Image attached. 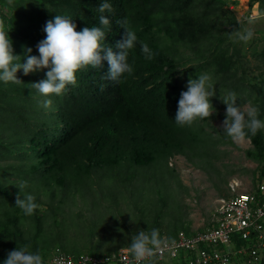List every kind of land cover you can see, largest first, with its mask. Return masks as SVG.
<instances>
[{
    "label": "trees",
    "instance_id": "16d2710c",
    "mask_svg": "<svg viewBox=\"0 0 264 264\" xmlns=\"http://www.w3.org/2000/svg\"><path fill=\"white\" fill-rule=\"evenodd\" d=\"M105 2L112 5L113 11L99 13V5ZM257 2L263 9L264 0H250V5ZM229 3V0H0V20L9 32L13 54L20 56L16 63L26 62L28 48L32 49L30 55H40L37 45L46 38L44 27L57 15L72 20L77 31L101 27L106 34L102 43L117 54L120 49L116 44L124 38L126 28L137 35L128 57L133 72L125 73L119 83L105 78L109 71L106 59L100 68L88 66L85 71V68L78 70L77 83L67 85L62 95L43 96L32 87L46 79L48 68L28 75L20 69L16 74L20 83L0 81V156L21 159L20 164H0V264H4L10 251L25 246L28 251L41 254L44 264H53L56 253L70 254L62 244L50 249L53 244L50 242H63L65 233L55 230L61 224L59 216L43 199L42 185L54 195L57 187L69 189L89 182L98 185L109 170H116L112 166L120 167L123 163L129 167L165 164L173 167L170 163L176 155L204 169L206 162L220 158L221 144L236 145L223 127L212 121L226 119V112L221 109L227 105L220 100L221 90L224 93L226 87L228 92L236 93L238 106L249 102L258 108V118L264 121V70L253 80L239 74L241 68L246 71L244 44L234 33L242 32L245 21L237 20ZM101 15L109 18L108 27L100 24ZM125 19V26L117 23ZM259 40L263 42L261 48L257 46ZM259 40L253 39L249 47L260 68L264 67V40ZM142 43H147L152 59L145 58ZM205 73L211 76L219 93L210 98L216 110L209 118L181 127L175 121L181 93L187 90L190 79ZM46 99L53 102L50 108L42 106ZM246 139L252 145L245 150L246 156L259 163L261 180L264 129L255 136L249 133ZM19 184L25 185L24 193L34 195L39 205L32 215L24 214L16 206L17 194L21 192ZM154 227L142 224L128 241L118 244L130 247L132 235L141 230L150 232ZM173 230L163 229L167 239H176L181 231L189 236L195 234L185 224ZM250 245L251 241L237 238L231 246L219 248L242 249L233 255L231 264H235L248 258ZM100 249L96 247L84 254L112 257L98 264H124L119 260L121 248L115 252ZM185 260L178 263L187 264ZM173 261L176 259L160 262L155 258L144 264Z\"/></svg>",
    "mask_w": 264,
    "mask_h": 264
},
{
    "label": "rangeland",
    "instance_id": "374dc122",
    "mask_svg": "<svg viewBox=\"0 0 264 264\" xmlns=\"http://www.w3.org/2000/svg\"><path fill=\"white\" fill-rule=\"evenodd\" d=\"M229 1L237 20L245 21L242 32L249 29L254 33L251 40L242 41L246 71L243 72V68L239 70L240 75L246 74L247 79L253 80L254 76L264 70V67H257L259 61L252 54L253 49L249 47L253 39L264 40V3L263 9L260 5L259 12L255 10L260 18L249 24L247 18L251 16V12L254 13L250 0ZM257 46L261 48L263 42L259 40ZM214 82H219L220 85L223 83L222 80ZM228 88L226 87L227 91L223 94L229 93ZM220 100L222 102L221 98ZM244 105L250 103L246 102L241 106ZM226 108L227 106L223 107L221 111L226 112ZM224 120L215 118L212 121L214 125L222 126ZM235 144H221L220 158L206 162L204 169L184 156L176 155L170 165L178 170L167 167L166 164L163 167H129L123 163L120 167L112 166L116 170H109L105 180L99 182L100 185L89 182L72 185L69 189L57 187L54 195L42 185L43 199L53 206V211L59 216L61 224L55 230L60 229L65 233L63 242H50L53 243L49 244L50 249L62 244L65 251L72 256L91 253L96 247L111 249L117 243L128 241L132 232L141 228L142 224L155 226L161 237H168L163 229L174 228L173 231H176L184 224L189 227L191 233L212 227L218 207V191L222 189L223 179L227 177L228 171H231L229 182L238 181L230 184H243L244 191L254 190L259 180V163L249 159L245 153V150L252 146L250 140L245 138ZM7 163L20 164L21 159L15 156H0V164ZM117 169L122 172L119 173ZM11 179L15 180V177ZM43 209L45 210V207ZM188 253L183 250L181 258L171 264L184 261Z\"/></svg>",
    "mask_w": 264,
    "mask_h": 264
},
{
    "label": "clouds",
    "instance_id": "9594fccd",
    "mask_svg": "<svg viewBox=\"0 0 264 264\" xmlns=\"http://www.w3.org/2000/svg\"><path fill=\"white\" fill-rule=\"evenodd\" d=\"M97 11L99 13L112 12L113 8L110 3L105 2L99 5ZM259 18L256 13H253L247 18V21L249 24H253ZM99 22L104 27L110 25V20L105 15L99 17ZM117 23L125 26L127 20H118ZM126 29L124 38L116 44V47L120 49L117 54L110 46L105 47L102 43L105 41L106 34L101 27H84L81 31H77L72 20L57 15L54 20H49L44 27L46 38L37 45L40 55H30L32 49L28 48L29 55H27L26 62L21 64L15 62L19 60L20 56L13 54L9 32L6 30L4 22L0 20V81L20 83L21 81L16 75L20 69H23L24 75H28L37 70L48 68L50 70L46 73V79L32 84V87L43 96L62 95L67 85L77 83L76 73L78 70L85 68V71L88 66L100 68L102 61L106 59L109 71L105 78L119 83L125 73L131 75L133 72L128 57L129 50L133 49L137 42L136 33ZM234 35L238 40L248 42L253 38L254 33L245 29L243 32H235ZM141 49L146 59L153 58V53L147 43H142ZM215 95L216 88L209 74H201L196 79H190L187 90L182 91L178 101L176 123L181 127L192 126L198 119L203 120L211 117L215 109L210 98ZM220 98L227 105L226 119L223 121L222 127L224 133L233 142L240 143L249 133L255 136L259 130L264 129V121L258 118L257 107L238 106L235 92L225 95L221 90ZM41 103L44 108H50L53 102L51 99H46ZM18 186L21 192L17 194L16 206L26 215L34 214L39 207L35 202L34 195L24 193V184ZM132 221L135 222L133 217ZM165 247L166 242L161 238L158 229L153 228L150 232L141 230L131 237L129 251L132 260H128L127 256L125 260L127 264H144L145 261H153L159 254H162ZM4 264H44V259L41 254L32 253L25 246L10 251Z\"/></svg>",
    "mask_w": 264,
    "mask_h": 264
},
{
    "label": "built area",
    "instance_id": "2783aa9c",
    "mask_svg": "<svg viewBox=\"0 0 264 264\" xmlns=\"http://www.w3.org/2000/svg\"><path fill=\"white\" fill-rule=\"evenodd\" d=\"M252 14L253 12L250 15ZM237 238L251 241V245L248 258L235 264H261L264 260V177L258 181L257 191L240 192L231 198L218 199L212 227L191 236L181 231L176 239L169 240L165 237V250L156 260H179L180 251L186 250L189 252L185 260L187 264H231L233 255L243 250L224 251L219 246H231ZM129 248H121L119 251V260L124 264H127L126 256L128 260H132ZM111 258H97L89 254L74 257L59 252L54 255L52 263L98 264Z\"/></svg>",
    "mask_w": 264,
    "mask_h": 264
},
{
    "label": "crops",
    "instance_id": "0c3cea01",
    "mask_svg": "<svg viewBox=\"0 0 264 264\" xmlns=\"http://www.w3.org/2000/svg\"><path fill=\"white\" fill-rule=\"evenodd\" d=\"M253 9H251V10H253L254 11V13H256V14H258V12H259V10H260V3L259 2H257V3H255L253 6H251ZM257 9V11L258 12H256L255 10ZM252 13V12H251ZM251 142V141H250ZM230 174H228L227 175V177L226 178H224L223 179V181H224V185H223V187H222V189H219V191H218V196H219V198L218 199H220V198H231V197H233L236 193H240V192H247V191H257V184H258V182H257V184L255 185V189L254 190H245L244 191V185L243 184H230L231 182H235V183H237L238 181L237 180H233V181H230L229 182V180H230ZM259 181V180H258ZM240 183V182H239ZM233 187H235V190H233ZM221 190V191H220ZM212 225H214V224H212ZM122 244H115V246L113 247V248H111V249H107V248H105V247H102V249H100V251L101 252H115V249L116 248H122Z\"/></svg>",
    "mask_w": 264,
    "mask_h": 264
}]
</instances>
